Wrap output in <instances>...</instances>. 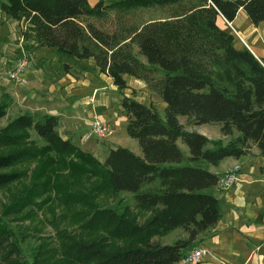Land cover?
Wrapping results in <instances>:
<instances>
[{"label": "trees", "instance_id": "obj_1", "mask_svg": "<svg viewBox=\"0 0 264 264\" xmlns=\"http://www.w3.org/2000/svg\"><path fill=\"white\" fill-rule=\"evenodd\" d=\"M144 7L167 9L168 15L139 25L120 20ZM239 8L252 24L264 19V0H113L106 5L100 0L93 5L86 0H0L6 17L25 21L24 39L66 58H91L117 90L126 87L124 75L139 79L165 104L160 117L151 103L122 95L125 131L137 141L140 155L116 146L100 162L60 137L55 115L34 118L24 112L0 127V187L22 176L21 170L6 169L52 153L58 160L73 158L82 172L99 177V187L132 193L135 206L148 211L142 223L109 208L91 214L88 221L109 225L116 237L127 240L123 247L110 249L101 238L73 240L64 256L39 247L29 262L0 216V264H176L201 241L199 235L219 217L217 199L202 191L215 186L218 175L203 168L204 163L239 157L250 146L264 159V58L235 46L236 36L226 21H232ZM109 11L114 12L112 21L101 24L109 19ZM218 16L224 19L223 27L217 24ZM7 105L0 102V118ZM179 115L195 125L217 122L222 135L236 131L237 136L225 144L208 139L183 129ZM178 138L188 149L189 164L177 165L182 159ZM152 182L156 188H142ZM175 228L186 236L166 244L151 241Z\"/></svg>", "mask_w": 264, "mask_h": 264}, {"label": "rangeland", "instance_id": "obj_2", "mask_svg": "<svg viewBox=\"0 0 264 264\" xmlns=\"http://www.w3.org/2000/svg\"><path fill=\"white\" fill-rule=\"evenodd\" d=\"M167 15V9L144 7L130 10L127 16H121L120 20H123L125 24L139 25ZM113 16L114 12L109 11V19L101 21V24H108L112 21ZM23 28L24 26L18 30L19 35L22 34ZM22 39L25 57L32 64L29 69L32 70L31 74H36L35 68L40 67L41 63L44 62L41 59L35 60L33 55L35 54L34 49L39 47L31 38L24 39L21 35ZM18 40L20 41V39L16 41ZM31 40L33 43L28 42ZM131 51H136L134 44H131ZM15 55V51L11 52L12 57H6L5 54L0 53V102L4 101L8 104L5 114L0 118V127L20 113H30L34 118H39L43 114V110L37 109L34 103L36 98H39L38 95H44L43 90L46 89L47 78L41 73L30 76L29 72L26 78L23 74L24 83L15 81L6 74V70L10 66V60ZM136 55L142 62H145L141 55ZM86 60L81 62L85 63ZM104 80L105 78L102 77L101 82L103 84L105 83ZM47 91L51 93L50 90L47 89ZM55 91H57V88ZM103 91L113 101L112 111L116 113L112 127L113 131L104 139L96 141H93L94 139L87 141L81 139L82 142L87 146L99 143L107 146L111 140L112 146H109L110 148L122 146L129 150H140L137 141L126 134V117L119 104L121 94L118 90L103 89ZM132 92L134 91L132 90ZM138 97L141 101L151 103L157 109L159 116L163 117V109H161V103L163 102L155 92L150 90L147 96L144 91L140 90ZM177 119L186 131H195L208 138L220 140L223 144L227 143L228 140L232 141L237 136L236 131L223 136L220 132V124L217 122L195 125L186 116L179 115ZM88 125L84 121L80 122L74 132L72 141L78 143V140L83 138V135L87 132ZM30 134L31 138L36 139L34 134ZM40 143L38 141V144ZM176 144L182 153V159L177 165L189 164L186 159L189 155L186 145L179 138L176 140ZM106 149L107 147L102 149V153L97 152L95 155L85 149L81 150L88 152L100 162L103 160L102 156ZM74 161L71 157L58 160L50 153L48 158H30L6 169L21 170L22 176L16 181L0 187V216L16 234L23 251V260L26 262L30 261V256L39 247L48 248L55 257L62 256V254L64 256L66 244L73 240L89 241L101 238L107 242L110 249L127 245V240L116 237L111 232V226L88 221L96 209H112L118 214L123 213L124 216L132 218L136 223H142L148 214V211L144 212L135 206L132 193L126 191L113 192L108 188L99 187V177L82 172L80 167L73 164ZM208 166L209 164L204 163L203 168L206 169ZM156 186L157 183L152 182L143 185L142 188L152 189ZM202 191L209 193L210 188ZM22 197L26 199L21 203ZM172 232H178L176 234L178 235L181 231L177 228L176 231H171L169 234H172ZM166 233L155 235L151 237V240L163 241L168 239ZM71 264L85 263L78 261Z\"/></svg>", "mask_w": 264, "mask_h": 264}, {"label": "crops", "instance_id": "obj_3", "mask_svg": "<svg viewBox=\"0 0 264 264\" xmlns=\"http://www.w3.org/2000/svg\"><path fill=\"white\" fill-rule=\"evenodd\" d=\"M86 1L89 5H93L98 0ZM100 1L106 5L113 0ZM229 23L238 34V37L235 38V46L246 47L258 60L264 58V19L257 24H252L244 11L239 8ZM24 24V20L10 19L0 11V53L5 54L6 57H12L11 52H16L15 57L10 60L9 68L14 59L24 52V42L18 33ZM217 24L219 27L224 26V19L221 16L217 17ZM17 39L20 41H16ZM28 42L33 43L32 40ZM38 47L34 49L35 54L33 55L35 60L41 59L44 62L40 67L35 68V73L43 74L47 78V83L45 84L46 89L43 90L44 95L37 96L39 98H36L35 107L43 110V114L57 116L55 128L60 137L69 139L80 149H85L95 155L97 152L102 153V149L107 147L102 156L104 158L110 149L109 146H112L111 140L107 146H104L103 143L102 145L99 143L87 146L82 142L83 138H80L78 143L72 141V138L80 122L84 121L88 125L94 117L108 122L113 127L116 115L112 111L113 101L110 97L108 98L103 89L117 90L116 87L111 84V80L107 76L97 72L91 58L85 59L86 62L83 63L82 60L60 56L54 53L53 48ZM63 64H66V67ZM29 66L32 64L28 61L24 72L25 78L29 72L30 76L36 75L31 74L32 70L29 69ZM102 77L105 78L104 84L101 82ZM124 80L126 87L118 90L121 96H131L141 103L148 104L138 97L140 90L148 96L150 90L145 83L127 75H124ZM56 88L57 91H55ZM56 103L57 105H55ZM164 106L165 104L161 103V109ZM96 140L100 139L93 141ZM130 150L140 155L139 150ZM235 163L239 164L240 170L238 179L233 185L226 189H219L216 186L209 187V194L217 199L219 217L207 233L199 235L201 238L199 244L204 245L208 252L195 264H264L263 157L255 146H251L245 154L236 158L225 157L219 160L216 165H209L206 169L219 176ZM176 229L167 231L165 235H168V239L151 241L166 244L176 238L186 236L181 229L178 235H176L178 232L169 234ZM176 264H180V262Z\"/></svg>", "mask_w": 264, "mask_h": 264}, {"label": "built area", "instance_id": "obj_4", "mask_svg": "<svg viewBox=\"0 0 264 264\" xmlns=\"http://www.w3.org/2000/svg\"><path fill=\"white\" fill-rule=\"evenodd\" d=\"M226 24L230 28L231 32L238 37L237 32L230 25L229 22L226 21ZM28 65V60L25 57L24 52L19 54L13 61L11 67L7 70L6 74L12 77L15 81L20 83L25 82V78L23 76L25 69ZM113 131L112 126L97 117H94L88 127L87 132L83 135L84 140L90 139H104L108 137ZM240 166L235 163L224 170L221 175L218 176L216 181V187L219 189H226L233 185L239 175ZM208 252L207 248L198 244L192 248H190L184 256L179 260L180 264H195L198 263L201 258Z\"/></svg>", "mask_w": 264, "mask_h": 264}]
</instances>
